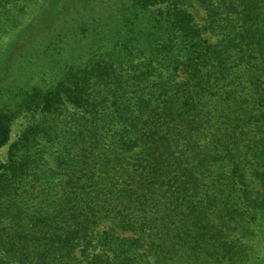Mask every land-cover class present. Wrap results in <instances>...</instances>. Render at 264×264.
<instances>
[{
	"label": "trees",
	"instance_id": "trees-1",
	"mask_svg": "<svg viewBox=\"0 0 264 264\" xmlns=\"http://www.w3.org/2000/svg\"><path fill=\"white\" fill-rule=\"evenodd\" d=\"M4 147L0 264H262L264 0H0Z\"/></svg>",
	"mask_w": 264,
	"mask_h": 264
},
{
	"label": "rangeland",
	"instance_id": "rangeland-1",
	"mask_svg": "<svg viewBox=\"0 0 264 264\" xmlns=\"http://www.w3.org/2000/svg\"><path fill=\"white\" fill-rule=\"evenodd\" d=\"M197 20L200 23H202V20L199 19V17H197ZM23 125H24V121L23 120H18V121L15 122V124L12 126V129H11L12 130L11 134H10V140L11 141H15L18 138V136H19V134H20V132H21V130L23 128ZM5 160H6V147H4V148H2L0 150V165L3 162H5ZM254 240H256V239H254ZM255 242L256 241L253 242L251 240V236H249V238L247 237L246 239H243V243L244 244H248L249 246H255V249H258L259 248L258 247L259 244H256ZM262 264H264V261L262 262Z\"/></svg>",
	"mask_w": 264,
	"mask_h": 264
}]
</instances>
